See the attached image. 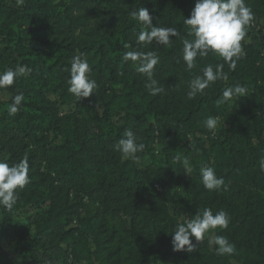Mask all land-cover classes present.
Instances as JSON below:
<instances>
[{"label":"trees","instance_id":"1","mask_svg":"<svg viewBox=\"0 0 264 264\" xmlns=\"http://www.w3.org/2000/svg\"><path fill=\"white\" fill-rule=\"evenodd\" d=\"M196 0H0V72L30 73L0 89V159L25 156L30 182L17 190L11 211L0 207V264H264V0H245L253 13L241 41L244 55L226 81L187 98L188 83L218 55L197 58L186 70L185 18ZM148 8L153 25L174 27L170 45L141 46L143 28L131 15ZM130 45L125 48L124 45ZM126 51H154V78L164 92L152 96L147 78ZM81 55L98 88L63 113L71 60ZM240 84L243 96L219 103ZM22 91L23 107L8 105ZM1 94L9 98L3 100ZM218 117L214 132L203 121ZM132 130L145 145L124 159L118 140ZM187 156L191 174L173 157ZM208 165L229 185L208 191L199 169ZM205 207L226 211L227 229L210 230L195 251L176 252L172 232ZM27 215L26 218H22ZM223 235L233 255L218 256L208 240Z\"/></svg>","mask_w":264,"mask_h":264},{"label":"clouds","instance_id":"2","mask_svg":"<svg viewBox=\"0 0 264 264\" xmlns=\"http://www.w3.org/2000/svg\"><path fill=\"white\" fill-rule=\"evenodd\" d=\"M17 6H22L24 0H15ZM132 17L143 25L146 30H141L136 35V43L141 46L170 45L171 37H180V32L174 27H160L153 25V17L148 8L140 7L131 13ZM253 20L251 9L246 6L245 0H196L191 11L190 18H185L183 24L187 26V37L182 40V60L187 71L197 67V58L206 57L210 53L218 55L223 63L215 65L209 63L200 69L201 74L195 75L188 83L187 98L194 99L197 95H203L209 86L219 80L226 81L227 73L225 64L230 70H235L237 61L244 55L241 41L246 35L247 27ZM127 49L130 45L125 44ZM122 60L137 65L136 71L143 74L148 83L145 87L152 96L164 92V88L154 78L155 66L159 63V56L154 51H126ZM91 68L86 58L76 55L71 60L70 78L67 81L68 91L80 101L91 97L98 88L97 82L91 78ZM30 73L26 66H17L15 69H6L0 72V89L13 85L19 78ZM246 88L240 84L226 88L222 93L219 103H227L234 96H243ZM25 97L22 91L18 92L7 107L9 115H15L23 107ZM219 123L218 117H207L204 127L214 132ZM116 150L124 159H137V153L144 151L145 145L137 142V136L132 130H126L116 144ZM179 163L184 172L191 174L192 168L187 156L177 155L173 157ZM259 168L264 172V156L259 160ZM199 175L203 187L208 191H227L229 185L223 177L216 174V170L208 165L199 169ZM30 182L29 162L25 156L18 163L9 165L0 159V207L11 211L18 200L17 190L22 189ZM231 218L224 210L216 211L205 207L191 219L177 222L172 232L173 251L193 252L197 248L192 237L197 243L202 242L210 230L217 228L227 229ZM209 245H215L218 256L233 255L235 245L223 235H214L208 240Z\"/></svg>","mask_w":264,"mask_h":264},{"label":"rangeland","instance_id":"3","mask_svg":"<svg viewBox=\"0 0 264 264\" xmlns=\"http://www.w3.org/2000/svg\"><path fill=\"white\" fill-rule=\"evenodd\" d=\"M135 67H137V65L135 64ZM1 97H2V99L3 100H7L9 97L7 96V95H5V94H1ZM81 100H83V99H81ZM80 100V101H81ZM80 101H78L75 97H74V101H73V103L70 105V106H64V107H62L61 109V111L63 112V113H66V112H69L70 110H75L76 109V105H77V103L78 102H80ZM27 217V215H23L22 214V218H26ZM212 237V236H211Z\"/></svg>","mask_w":264,"mask_h":264}]
</instances>
